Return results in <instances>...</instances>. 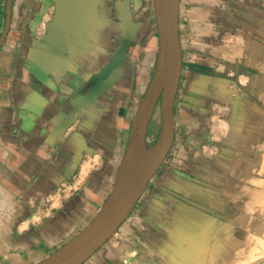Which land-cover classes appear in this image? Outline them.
I'll use <instances>...</instances> for the list:
<instances>
[{
  "label": "crops",
  "instance_id": "0c3cea01",
  "mask_svg": "<svg viewBox=\"0 0 264 264\" xmlns=\"http://www.w3.org/2000/svg\"><path fill=\"white\" fill-rule=\"evenodd\" d=\"M177 35L171 147L84 264L264 259V0H179ZM157 52L154 0H0V264H35L93 219ZM159 131L156 108L148 145Z\"/></svg>",
  "mask_w": 264,
  "mask_h": 264
},
{
  "label": "water",
  "instance_id": "95a60500",
  "mask_svg": "<svg viewBox=\"0 0 264 264\" xmlns=\"http://www.w3.org/2000/svg\"><path fill=\"white\" fill-rule=\"evenodd\" d=\"M178 2L154 0L158 35L155 70L134 117L128 143L108 197L84 229L35 264H84L116 234L163 163L173 140L172 106L180 76ZM7 23L8 18L5 31ZM156 108L160 112V131L155 141L148 145L146 132Z\"/></svg>",
  "mask_w": 264,
  "mask_h": 264
},
{
  "label": "rangeland",
  "instance_id": "374dc122",
  "mask_svg": "<svg viewBox=\"0 0 264 264\" xmlns=\"http://www.w3.org/2000/svg\"><path fill=\"white\" fill-rule=\"evenodd\" d=\"M158 134L156 135L157 138ZM258 264H264V259H262Z\"/></svg>",
  "mask_w": 264,
  "mask_h": 264
},
{
  "label": "trees",
  "instance_id": "16d2710c",
  "mask_svg": "<svg viewBox=\"0 0 264 264\" xmlns=\"http://www.w3.org/2000/svg\"><path fill=\"white\" fill-rule=\"evenodd\" d=\"M151 145V144H150Z\"/></svg>",
  "mask_w": 264,
  "mask_h": 264
}]
</instances>
